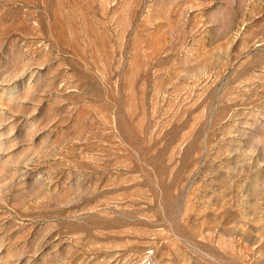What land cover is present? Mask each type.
<instances>
[{
  "label": "rangeland",
  "instance_id": "374dc122",
  "mask_svg": "<svg viewBox=\"0 0 264 264\" xmlns=\"http://www.w3.org/2000/svg\"><path fill=\"white\" fill-rule=\"evenodd\" d=\"M0 264H264V0H0Z\"/></svg>",
  "mask_w": 264,
  "mask_h": 264
}]
</instances>
